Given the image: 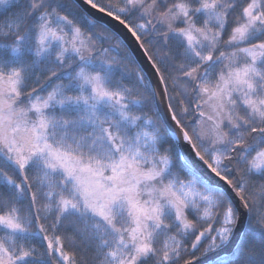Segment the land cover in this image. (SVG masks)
<instances>
[{
    "label": "snow or ice",
    "instance_id": "1",
    "mask_svg": "<svg viewBox=\"0 0 264 264\" xmlns=\"http://www.w3.org/2000/svg\"><path fill=\"white\" fill-rule=\"evenodd\" d=\"M0 264H264V0H0Z\"/></svg>",
    "mask_w": 264,
    "mask_h": 264
},
{
    "label": "trees",
    "instance_id": "2",
    "mask_svg": "<svg viewBox=\"0 0 264 264\" xmlns=\"http://www.w3.org/2000/svg\"><path fill=\"white\" fill-rule=\"evenodd\" d=\"M256 243H257V245H258V240L256 241ZM69 251H73L74 249L73 248H71V247H69V249H68Z\"/></svg>",
    "mask_w": 264,
    "mask_h": 264
},
{
    "label": "water",
    "instance_id": "3",
    "mask_svg": "<svg viewBox=\"0 0 264 264\" xmlns=\"http://www.w3.org/2000/svg\"><path fill=\"white\" fill-rule=\"evenodd\" d=\"M98 14V13H97ZM99 15V14H98ZM117 27H119V25H117Z\"/></svg>",
    "mask_w": 264,
    "mask_h": 264
}]
</instances>
